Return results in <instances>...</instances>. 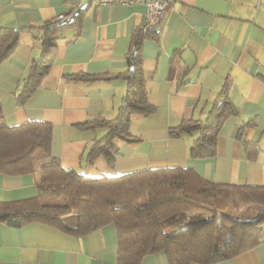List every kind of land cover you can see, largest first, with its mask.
Instances as JSON below:
<instances>
[{
    "label": "crops",
    "instance_id": "0c3cea01",
    "mask_svg": "<svg viewBox=\"0 0 264 264\" xmlns=\"http://www.w3.org/2000/svg\"><path fill=\"white\" fill-rule=\"evenodd\" d=\"M168 2L159 35L145 39L140 59L155 112L131 117L134 141L115 139L118 153L110 167L103 156L87 160L92 144L107 128L86 130L79 125L94 118L112 120L127 82L90 77L129 69L132 36L144 25L147 6H84L77 23L58 33L47 75L21 105L17 94L32 61L42 55L44 24L70 12L76 0H0V27L20 31L15 52L0 65L6 124H52L51 156L74 174L96 178L181 167L214 183L264 186V0ZM227 83L237 115L225 119L214 156L193 158L189 151L194 137H174L171 131L184 121L205 119ZM35 162L39 169L49 157L38 155ZM39 180V171L0 172V202L36 197ZM69 222L74 224V218ZM0 264H118L117 229L111 223L78 235L43 223L13 227L0 222ZM141 264L169 262L160 252L144 257ZM214 264H264V238Z\"/></svg>",
    "mask_w": 264,
    "mask_h": 264
},
{
    "label": "trees",
    "instance_id": "16d2710c",
    "mask_svg": "<svg viewBox=\"0 0 264 264\" xmlns=\"http://www.w3.org/2000/svg\"><path fill=\"white\" fill-rule=\"evenodd\" d=\"M169 7L170 4L167 12ZM161 24L149 27L144 23L133 34L126 72L90 77L107 82L122 78L127 82V91L112 120L94 118L79 125L86 130L107 128L92 144L87 155L89 162L103 156L113 167L118 153L115 139L134 141L129 132L131 117L155 112L148 99L140 59L143 42L157 37ZM67 26L54 21L44 24L42 55L30 65L17 94L19 104L28 101L47 75L56 55V37ZM19 33L0 27V65L15 52ZM230 115H237V110L229 98L227 83L205 119L182 122L171 136H193L189 151L193 158L214 156L219 132ZM52 131V124L43 121L7 125L0 103V172L40 173L36 197L0 202V222L13 227L43 223L78 235L113 223L118 235V264H141L144 257L160 252L166 254L169 264H214L263 240L264 186L214 183L181 167L96 178L74 174L51 156ZM37 154L49 157V162L39 169ZM239 211L241 214H236ZM72 218L75 223L69 225Z\"/></svg>",
    "mask_w": 264,
    "mask_h": 264
},
{
    "label": "built area",
    "instance_id": "2783aa9c",
    "mask_svg": "<svg viewBox=\"0 0 264 264\" xmlns=\"http://www.w3.org/2000/svg\"><path fill=\"white\" fill-rule=\"evenodd\" d=\"M89 3H94L101 7L145 4L147 6L145 23L148 24L149 27L156 26L163 21L169 6L168 0H76L74 8L68 13L57 16L54 22L67 25L76 24L80 10Z\"/></svg>",
    "mask_w": 264,
    "mask_h": 264
},
{
    "label": "rangeland",
    "instance_id": "374dc122",
    "mask_svg": "<svg viewBox=\"0 0 264 264\" xmlns=\"http://www.w3.org/2000/svg\"><path fill=\"white\" fill-rule=\"evenodd\" d=\"M38 154H43V153H42V152H38ZM38 154H37V155H38ZM37 155H36V156H37ZM236 214L240 215V214H241V212L239 211V212H238V213H236ZM242 214H243V212H242Z\"/></svg>",
    "mask_w": 264,
    "mask_h": 264
}]
</instances>
